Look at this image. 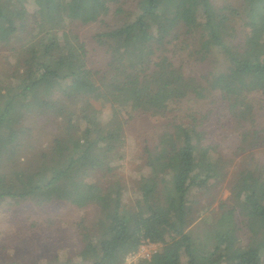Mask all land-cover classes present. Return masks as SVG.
Segmentation results:
<instances>
[{
  "label": "trees",
  "instance_id": "16d2710c",
  "mask_svg": "<svg viewBox=\"0 0 264 264\" xmlns=\"http://www.w3.org/2000/svg\"><path fill=\"white\" fill-rule=\"evenodd\" d=\"M111 19L118 23L106 26ZM73 23L104 25L94 36L98 52L108 57L102 70L92 65L78 35L65 37L62 29ZM24 34L28 43L10 49L24 57L16 86L0 79V204L60 202L96 210L98 234L79 223L85 264L122 261L143 240L160 248L141 264H264L263 177L239 173L232 186L237 208L215 220H198L207 208L197 207L190 194L217 177L212 164L204 165L215 151L205 133L214 109L203 113L201 106L226 105L223 119L237 120L245 130L240 147L254 146L264 133L254 111L264 99V0L234 6L211 0H0V46H13ZM181 37L195 62L216 63L212 70L194 74L174 58ZM100 94L110 98L107 121L90 103ZM183 102L190 106L179 114ZM158 116L172 135L167 144L144 141L146 177L127 209L119 181L110 193L92 175L113 174L129 125ZM44 124L56 140L47 151L32 153L25 167L30 159L21 164L19 152Z\"/></svg>",
  "mask_w": 264,
  "mask_h": 264
},
{
  "label": "rangeland",
  "instance_id": "374dc122",
  "mask_svg": "<svg viewBox=\"0 0 264 264\" xmlns=\"http://www.w3.org/2000/svg\"><path fill=\"white\" fill-rule=\"evenodd\" d=\"M131 1V0H130ZM218 6L237 5L239 0H211ZM33 22L39 21L38 14L32 15ZM31 18V19H32ZM28 29L32 27V22H28ZM118 22L114 19L107 20L105 25L114 26ZM35 25V24H34ZM104 25H76L67 24L62 30L66 38L69 35H78L80 41L86 45V49L90 51V57H93V66L104 68L105 61L108 57L98 52L102 48L96 43L95 35ZM22 39H16L13 46H0V79H4L7 87H15L17 84L16 73L21 72L23 55L21 53L12 52L11 48H20V44H27L29 39L27 35H21ZM182 42L176 41L177 47H174V58H181L186 62V70L194 74H204L212 70L215 62L207 61L201 65L194 61L188 53L194 52L184 48ZM191 44V40L189 41ZM182 44V45H180ZM188 44V43H187ZM189 44V45H190ZM182 48V50H179ZM19 50V49H18ZM218 70L224 69L222 63H218ZM109 96L104 94L96 95L90 98L93 107L99 110L106 121L108 120L107 110L109 109ZM188 102H183L179 114H185L189 107ZM223 106L215 101V105L210 108L206 105L200 107L204 113L209 109H214L212 115L208 118L209 124L205 128L207 135L206 144L211 145L215 151L211 152L204 165L212 164L211 170L217 173V177L213 181H207L200 186H194L190 189L193 200L197 202V207L207 208L204 214H201L198 220L203 218L219 217L221 212L231 208H237L239 201L233 196V181L239 173L250 170L258 176L264 178V133H259L261 138L259 143H255L252 147L244 145L240 147L239 133L245 131L240 129L237 120L232 121L228 117V122L223 118H227ZM205 110V111H204ZM257 112V124L259 131L264 128V99L261 103L257 102L254 106ZM231 121V122H230ZM46 124L38 126L34 129V138L31 139L29 146H25L19 152L22 159L18 160L24 164L27 159L30 167L32 164V153H42L47 150L44 148L51 145L56 140L55 134H51L48 130H44ZM172 135L168 124L163 117H156L146 121L137 120L127 128L125 137V154L123 160L113 163L114 173L104 175L97 172L92 175L93 181L99 182L104 189H109L110 193H114L115 187L113 183L119 181L123 188V204L125 207H133L137 199V187L146 177L145 174V153L143 151V143L147 144H167ZM251 140H248V143ZM28 145V144H27ZM39 155V154H38ZM37 156H35L36 158ZM3 168V164L0 169ZM8 164L3 172H7ZM212 176V175H210ZM214 176V175H213ZM209 214V215H208ZM208 216V217H207ZM241 220L240 217H238ZM83 226L91 230L92 234H98L94 226L99 223V216L96 210L85 208L80 210L77 207L70 206L65 203L53 202L43 205H35L32 202H18L5 200L0 204V264H85L88 258L83 254H87L82 242L80 221ZM102 229V228H101ZM246 237V236H245ZM157 248L151 251H157ZM63 253V255H59ZM128 257V256H127ZM125 257V258H127ZM125 258L114 264H125ZM264 258V256H263ZM143 257L130 259V264H141Z\"/></svg>",
  "mask_w": 264,
  "mask_h": 264
},
{
  "label": "built area",
  "instance_id": "2783aa9c",
  "mask_svg": "<svg viewBox=\"0 0 264 264\" xmlns=\"http://www.w3.org/2000/svg\"><path fill=\"white\" fill-rule=\"evenodd\" d=\"M158 246L159 244H153L148 242L147 240H143L141 241L138 251L135 254L129 255L127 259L132 260V258H136V257H143L145 259H148L152 256V254L156 252V250L151 251V249L157 248Z\"/></svg>",
  "mask_w": 264,
  "mask_h": 264
},
{
  "label": "clouds",
  "instance_id": "9594fccd",
  "mask_svg": "<svg viewBox=\"0 0 264 264\" xmlns=\"http://www.w3.org/2000/svg\"><path fill=\"white\" fill-rule=\"evenodd\" d=\"M59 255H63V253H60ZM125 264H130V261L127 258H125Z\"/></svg>",
  "mask_w": 264,
  "mask_h": 264
}]
</instances>
